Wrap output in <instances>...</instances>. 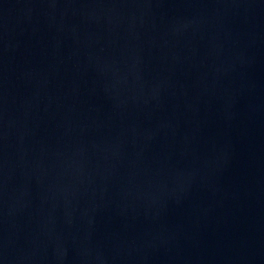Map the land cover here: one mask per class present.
Instances as JSON below:
<instances>
[{"label": "water", "instance_id": "95a60500", "mask_svg": "<svg viewBox=\"0 0 264 264\" xmlns=\"http://www.w3.org/2000/svg\"><path fill=\"white\" fill-rule=\"evenodd\" d=\"M0 264H264V0H0Z\"/></svg>", "mask_w": 264, "mask_h": 264}]
</instances>
